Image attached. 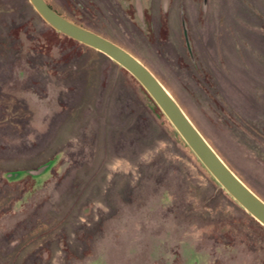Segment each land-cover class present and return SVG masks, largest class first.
Masks as SVG:
<instances>
[{"label":"rangeland","instance_id":"374dc122","mask_svg":"<svg viewBox=\"0 0 264 264\" xmlns=\"http://www.w3.org/2000/svg\"><path fill=\"white\" fill-rule=\"evenodd\" d=\"M118 1L46 0L137 56L264 201V0ZM27 3L0 0V264H264L129 73Z\"/></svg>","mask_w":264,"mask_h":264},{"label":"water","instance_id":"95a60500","mask_svg":"<svg viewBox=\"0 0 264 264\" xmlns=\"http://www.w3.org/2000/svg\"><path fill=\"white\" fill-rule=\"evenodd\" d=\"M34 12L57 33L91 48L122 68L145 90L218 186L255 222L264 228V201L254 194L223 162L192 124L159 80L130 53L113 42L79 27L52 10L44 0H27Z\"/></svg>","mask_w":264,"mask_h":264},{"label":"trees","instance_id":"16d2710c","mask_svg":"<svg viewBox=\"0 0 264 264\" xmlns=\"http://www.w3.org/2000/svg\"><path fill=\"white\" fill-rule=\"evenodd\" d=\"M27 7H30L29 6V4L27 3ZM31 8V7H30ZM35 13V12H34ZM61 17H63L64 19H66L64 16H62L61 15ZM67 21H69V22H71V23H73V24H75V25H77V26H79V27H82V28H84L83 26H81L80 24H77V23H75V22H73V21H70V20H68V19H66ZM86 29V28H85ZM87 30H89V29H87ZM89 31H91V32H93V33H95L93 30H89ZM97 35H101V34H97ZM102 36V35H101ZM103 37V36H102ZM107 40H109V41H111V42H113L114 44H116V45H118L119 47H121L122 49H124L125 51H127L128 53H130L131 54V56H133V57H135L138 61H140L144 66H146L137 56H135L134 54H132L130 51H128L126 48H124V47H122L120 44H118L117 42H115V41H113L112 39H107ZM117 66V65H116ZM118 67V66H117ZM119 68V67H118ZM121 70H123V69H121ZM154 75V74H153ZM135 83H136V85L143 91V93L147 96V94L144 92V90L141 88V86L140 85H138L137 84V82L131 77V76H129ZM147 98L150 100V98L147 96ZM150 102L153 104V102L150 100ZM154 105V104H153ZM155 106V105H154ZM175 133V132H174ZM176 135V134H175ZM177 136V135H176ZM177 137H179V136H177ZM181 141V140H180ZM182 142V141H181ZM182 144H183V142H182ZM184 145V144H183ZM210 145V144H209ZM185 146V145H184ZM186 147V146H185ZM187 148V147H186ZM226 164V163H225ZM227 165V164H226ZM228 166V165H227ZM203 169V168H202ZM204 171H205V169H203ZM231 170V169H230ZM232 171V170H231ZM206 172V171H205ZM233 172V171H232ZM234 173V172H233ZM207 174V173H206ZM236 175V174H235ZM238 177V176H237ZM240 179V178H239ZM241 180V179H240ZM242 181V180H241ZM215 182V181H214ZM243 182V181H242ZM244 183V182H243ZM245 184V183H244ZM246 185V184H245ZM247 186V185H246ZM248 187V186H247ZM249 188V187H248ZM250 189V188H249ZM251 190V189H250ZM252 191V190H251ZM253 192V191H252ZM254 193V192H253ZM255 194V193H254ZM257 195V194H256ZM227 196V195H226ZM258 196V195H257ZM259 197V196H258ZM260 198V197H259ZM261 199V198H260ZM262 200V199H261ZM263 201V200H262ZM236 207L250 220V221H252L256 226H258V228H260L261 230H263L264 231V228L263 227H261L257 222H255L250 216H248L243 210H241L240 209V207L239 206H237L236 205Z\"/></svg>","mask_w":264,"mask_h":264},{"label":"flooded vegetation","instance_id":"af4514ba","mask_svg":"<svg viewBox=\"0 0 264 264\" xmlns=\"http://www.w3.org/2000/svg\"><path fill=\"white\" fill-rule=\"evenodd\" d=\"M44 1H45V3H46V4H47L52 10H54L58 15L61 16V14H60L58 11H56L53 7H51L50 4H49L48 2H46V0H44ZM116 2L119 4V1H118V0H116ZM122 2L125 3L124 1H121L120 4H121ZM123 6H125V5H123ZM117 14H118V13L115 12V15H117ZM118 16H120V15L118 14ZM94 32H95V31H94ZM95 34H100V33H99V32H98V33L95 32ZM112 34H113V36H115L113 32H112ZM99 36H101V35H99ZM102 36H103V35H102ZM102 36H101V37H102ZM103 38H105V39H111L112 36H111L110 38H109V37H106V36H103Z\"/></svg>","mask_w":264,"mask_h":264}]
</instances>
